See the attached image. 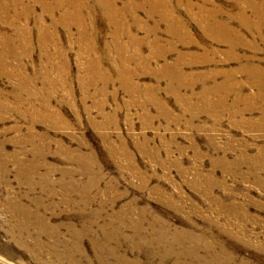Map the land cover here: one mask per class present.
<instances>
[{
    "label": "rangeland",
    "instance_id": "rangeland-1",
    "mask_svg": "<svg viewBox=\"0 0 264 264\" xmlns=\"http://www.w3.org/2000/svg\"><path fill=\"white\" fill-rule=\"evenodd\" d=\"M0 264H264V0H0Z\"/></svg>",
    "mask_w": 264,
    "mask_h": 264
},
{
    "label": "bare ground",
    "instance_id": "bare-ground-1",
    "mask_svg": "<svg viewBox=\"0 0 264 264\" xmlns=\"http://www.w3.org/2000/svg\"><path fill=\"white\" fill-rule=\"evenodd\" d=\"M74 10V9H73ZM87 13V12H86ZM85 13V14H86ZM84 16V15H83ZM88 16V15H87ZM23 208V207H22ZM13 210H15L14 208H13ZM14 213H15V211H14ZM27 214H28V212H27V210L25 209V208H23V209H20L19 210V215L22 217V216H27Z\"/></svg>",
    "mask_w": 264,
    "mask_h": 264
}]
</instances>
